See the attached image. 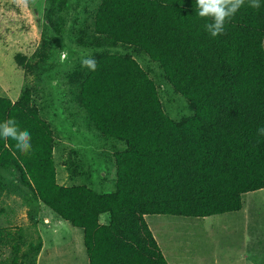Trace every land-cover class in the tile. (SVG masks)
Masks as SVG:
<instances>
[{
    "label": "trees",
    "instance_id": "trees-1",
    "mask_svg": "<svg viewBox=\"0 0 264 264\" xmlns=\"http://www.w3.org/2000/svg\"><path fill=\"white\" fill-rule=\"evenodd\" d=\"M42 1L28 3L38 23ZM92 4L94 15L79 22L85 30L78 33L97 68L81 77L78 104L103 141L114 188L59 183L55 134L30 91L16 101L0 95V122L15 119L32 144L25 155L0 139V174L18 178L83 229L90 264H170L147 216L241 211L246 193L264 189V135L257 132L264 127V0L259 10L242 7L215 38L196 15L195 0ZM142 57L159 65L162 80ZM163 81L187 100L189 113L174 118L166 111ZM41 247L42 240L26 257H37Z\"/></svg>",
    "mask_w": 264,
    "mask_h": 264
},
{
    "label": "rangeland",
    "instance_id": "rangeland-1",
    "mask_svg": "<svg viewBox=\"0 0 264 264\" xmlns=\"http://www.w3.org/2000/svg\"><path fill=\"white\" fill-rule=\"evenodd\" d=\"M95 2L43 0L38 23L28 4L2 0L0 95L16 101L24 91L31 92V104L55 134L59 183H86L110 191L115 170L109 171L103 141L78 104L79 82L87 70L81 59L93 52L83 47L84 34L78 30L85 29L79 22L94 15ZM139 60L147 67L146 59ZM147 65L153 68L147 67L151 76L162 80L159 65ZM164 81L158 86L166 111L174 118L189 113L187 100ZM243 201L241 211L205 218L151 215L148 224L170 264H264V189L246 193ZM38 202L18 178L1 172L0 264H41L38 256L25 255L43 239L35 219ZM63 222L46 234L55 246L43 264H89L83 229Z\"/></svg>",
    "mask_w": 264,
    "mask_h": 264
},
{
    "label": "clouds",
    "instance_id": "clouds-1",
    "mask_svg": "<svg viewBox=\"0 0 264 264\" xmlns=\"http://www.w3.org/2000/svg\"><path fill=\"white\" fill-rule=\"evenodd\" d=\"M18 4L27 6L29 0H16ZM250 7L259 10L260 0H195L196 15L205 20L204 30L210 37L222 35L226 22L230 21L242 7ZM81 66L89 71H95L97 61L92 57L81 59ZM258 134L264 135V127L257 129ZM0 139L15 142V148L21 154H28L32 149L31 133L27 129H21L15 119L8 118L0 122Z\"/></svg>",
    "mask_w": 264,
    "mask_h": 264
},
{
    "label": "crops",
    "instance_id": "crops-1",
    "mask_svg": "<svg viewBox=\"0 0 264 264\" xmlns=\"http://www.w3.org/2000/svg\"><path fill=\"white\" fill-rule=\"evenodd\" d=\"M61 184V183H60ZM38 200V199H37ZM39 207H38V214L36 216V221L37 223L39 222L40 224V230H42V248L40 250V253L38 255V257L40 258V262L41 264H43V260L45 259L46 256H50L55 243L51 245V243L49 242L48 238L46 237V234L49 233L50 229H55L57 226H62L64 224L63 221H67L62 219L59 215H57L52 209H50L48 206H46L41 200H39L38 202ZM156 216V215H155ZM101 221L102 222H107L108 223V219L103 218V215L101 217ZM147 222H148V216L146 217ZM45 222V223H43ZM69 223V225H72L69 221H67ZM165 221H162L160 223H157V227L159 228L160 225H162ZM71 227H75V226H71ZM90 264V262H89Z\"/></svg>",
    "mask_w": 264,
    "mask_h": 264
}]
</instances>
